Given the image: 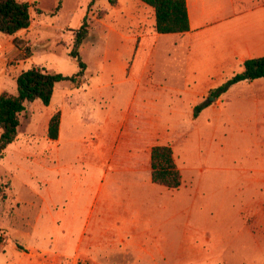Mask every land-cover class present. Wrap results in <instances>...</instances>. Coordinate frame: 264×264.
Masks as SVG:
<instances>
[{
    "label": "rangeland",
    "instance_id": "obj_1",
    "mask_svg": "<svg viewBox=\"0 0 264 264\" xmlns=\"http://www.w3.org/2000/svg\"><path fill=\"white\" fill-rule=\"evenodd\" d=\"M21 1L32 3V24L16 37V56H7L15 45L0 32V93L16 95L15 76L30 67L81 76L56 82L48 105L27 103L14 140L2 150L0 264H264V126H252L243 90L230 86L193 117L195 105L182 93L171 99L158 86L137 90L135 80H124L144 60L124 64L112 54V33L100 23L108 0ZM84 21L77 47L81 69L70 52ZM173 47L170 39L159 40L145 68L155 83L179 80L169 76L176 70ZM143 99L149 114L156 111L182 134L175 138V151L184 155L181 185L178 193L162 185L159 193L149 192L144 215L133 209L103 214L105 194L118 201V187L104 172L116 132L104 131L103 120L122 119L135 109L130 101ZM56 112L60 131L49 139ZM173 193L175 206L167 209L161 200ZM141 224L152 231L133 236L129 228Z\"/></svg>",
    "mask_w": 264,
    "mask_h": 264
},
{
    "label": "crops",
    "instance_id": "obj_2",
    "mask_svg": "<svg viewBox=\"0 0 264 264\" xmlns=\"http://www.w3.org/2000/svg\"><path fill=\"white\" fill-rule=\"evenodd\" d=\"M185 1L189 30L184 32L157 33L153 8L140 0H115L107 8L100 23L108 33H112L108 38L112 54L118 56L124 64L129 61L136 64L141 58L144 60L143 68L140 71L138 69L128 71L124 77L125 81L135 80L137 90L141 84L153 90L158 86L171 99L178 96V93H182L188 104L194 106L209 90L241 71L244 60L264 55V0ZM111 13L113 20L107 21ZM18 36L20 31L10 35V43H13V39ZM163 38L170 39L171 45L174 46L172 62L176 64V70L169 72V76L179 78L178 81L173 80L169 84L155 83L153 75H147L145 70L149 61L155 58L158 42ZM2 49L0 46V51ZM16 51V46L9 47L7 56H16ZM15 61L18 64L20 60L15 59ZM80 76L76 74L75 78ZM232 87L243 90L242 99L248 101L252 126L254 128L264 126V77L242 80L233 84ZM53 94L54 90L52 97ZM219 96L218 99H221V95ZM143 101L144 99L139 103L130 101V104L136 103L135 109L132 112L131 109H127L120 120L112 119L109 115L103 120L104 131L116 132V143L111 148L104 172L109 175L108 182L118 187V201L112 202L106 194L104 195L103 214L108 212L107 209L113 215L130 209L136 210V213L142 211L143 215L150 212V210L143 211V207L149 204L147 198L151 197L149 192L159 193L161 189L159 185L154 187L156 184L150 179L152 146L169 144L178 169L180 172L185 169L184 155L180 151H175V138L181 137L182 134H178L175 127L163 120L158 113L155 114L156 111L149 114V105ZM60 124L61 117L59 131ZM113 125H116V129ZM185 136L183 134L182 138L185 139ZM199 171L202 169L200 168ZM144 173H147L145 178ZM119 174H124L128 179L119 181L118 179H121ZM139 189H142V197L137 193ZM178 190L179 188L174 189L176 191L174 193H178ZM174 193L171 197L165 196L168 198L166 201L161 200L167 209L175 206ZM143 196L145 203L142 202ZM138 199L141 202H138ZM142 204H144L142 208H139ZM134 227L129 228L133 229V236L149 235L152 231L149 225L147 229L142 224L141 229L136 230ZM102 235L104 236V233ZM118 237L121 238L123 235Z\"/></svg>",
    "mask_w": 264,
    "mask_h": 264
},
{
    "label": "trees",
    "instance_id": "obj_3",
    "mask_svg": "<svg viewBox=\"0 0 264 264\" xmlns=\"http://www.w3.org/2000/svg\"><path fill=\"white\" fill-rule=\"evenodd\" d=\"M95 0H91V3ZM111 4L115 0H108ZM154 10L155 31L160 34L179 33L189 30V20L185 0H140ZM32 3L21 0H0V32L12 35L17 31L27 29L31 23ZM39 11V10H38ZM86 33L85 21L74 33V47L70 55L78 61L79 67L84 68L77 55V47ZM13 43L19 50L16 38ZM27 55H30L28 53ZM26 55V56H27ZM20 56V55H19ZM24 56V57H26ZM75 75L65 76L61 73L48 72L36 67L21 71L15 78L17 94L6 91L0 93V157L6 144L14 140L19 124L18 115L25 110L27 103L40 99L44 105L50 103L56 82L73 81ZM264 77V55L248 58L242 63V70L233 74L219 86L209 90V95L217 98L233 84L242 80H252ZM209 104L204 100L193 107L192 115L196 117L199 111ZM59 131V113H54L48 122L47 137L56 139ZM150 179L157 185L176 189L181 185L182 176L169 144H157L150 150Z\"/></svg>",
    "mask_w": 264,
    "mask_h": 264
},
{
    "label": "water",
    "instance_id": "obj_4",
    "mask_svg": "<svg viewBox=\"0 0 264 264\" xmlns=\"http://www.w3.org/2000/svg\"><path fill=\"white\" fill-rule=\"evenodd\" d=\"M207 100H208V101L215 100V97H212V96L209 95V96H207Z\"/></svg>",
    "mask_w": 264,
    "mask_h": 264
}]
</instances>
